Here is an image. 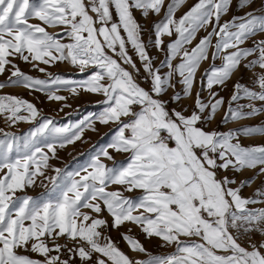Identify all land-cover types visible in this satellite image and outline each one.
I'll return each mask as SVG.
<instances>
[{
  "label": "snow or ice",
  "instance_id": "1",
  "mask_svg": "<svg viewBox=\"0 0 264 264\" xmlns=\"http://www.w3.org/2000/svg\"><path fill=\"white\" fill-rule=\"evenodd\" d=\"M184 3L0 0V74L10 73L0 82V89L23 86L44 92L49 101L67 99L56 94L61 86L73 95L78 94L77 88L102 95L103 109L94 118L104 125H116L111 141L87 166L74 172L52 168L55 175L46 176L57 147L80 140L85 128L95 131L92 118L58 128L32 103L0 95V115L8 126L39 121L22 145L14 134L0 129L4 137L0 139V264H264V207H248L264 199L240 194L255 176L264 175V145L245 147L238 139L241 135L264 136V127L240 125L223 133L207 130L225 103L214 86H225L242 64L247 70L260 69L254 81L259 91L234 83L223 119L240 121L264 112V107L251 104L248 111H243L244 106L231 107L242 98L264 102V39L255 41L253 47H241L257 32L264 33V15L247 12L220 23L233 0H198L177 19L175 12ZM251 3L237 0L236 7L242 10ZM134 10L144 18L164 10L162 19L152 25L155 39L149 41L165 52L160 62L167 68L164 73L148 54L141 38L144 29ZM49 28L60 32H49ZM208 28L211 31L195 46L187 47L198 31ZM60 33L69 42H62ZM164 37L170 42L165 43ZM128 45L140 67L129 55ZM210 48L214 49L211 59L219 58L222 64H212L203 74L201 84L206 79L209 92L205 102L199 91L193 95V89L201 62L209 60ZM17 59L32 64L47 79L23 73L14 63ZM57 62H67L82 74L89 68L92 71L77 82L40 67ZM141 69L147 87L138 82ZM176 83L182 85V94L176 92L165 101L163 96ZM185 99L192 100L191 111L182 104ZM21 110L28 115H21ZM109 149L127 154L126 162L117 164ZM101 157L113 161V166ZM257 167L254 177L233 187L237 181L230 172ZM39 177L51 185L41 182L46 192L40 198L17 195L36 186ZM110 185L118 187L109 191ZM125 192L139 195L126 196ZM255 195L264 197V191L257 188ZM105 212L111 221L103 218ZM125 223L139 227L146 238L174 245L175 251L149 256L146 261L132 260L104 234L109 228L118 231ZM121 237L130 250L146 252L133 236L121 233ZM242 239L247 247L242 246Z\"/></svg>",
  "mask_w": 264,
  "mask_h": 264
},
{
  "label": "rangeland",
  "instance_id": "2",
  "mask_svg": "<svg viewBox=\"0 0 264 264\" xmlns=\"http://www.w3.org/2000/svg\"><path fill=\"white\" fill-rule=\"evenodd\" d=\"M171 0H165V5L170 3ZM198 0H185V3L181 5L180 8L177 9L175 12V17L179 19L185 12H187ZM237 0H233V3L230 7L229 12L222 16L220 23H224L225 21L231 20L233 16H244L247 12H253L255 15H264V0H252V3L240 10L236 7ZM163 11L160 15L149 14V17L144 18L139 10H134V16L138 23L142 25L144 29L142 34V40L147 45L148 54L154 57L153 64L155 67H159L161 73L167 71V68L161 66V61L165 59V52L158 51L152 43L149 41H154V31L152 29V25L154 22H158L163 17ZM113 19L116 20L115 14L113 12ZM32 23H39V21H31ZM49 32H60L59 29H48ZM207 31H211V28L207 30L201 29L197 32L196 38L193 40L192 45H188V48L195 46L196 43L199 42V39L203 36L207 35ZM123 35V33H122ZM62 38V42H69L67 37L63 36V33H60ZM165 43L170 42L168 37H164ZM175 39V36L172 37ZM260 39H264V33L257 32L255 36L249 37L248 40L244 42L241 47H253L254 42ZM216 38L213 37L212 43L215 44ZM214 49H209V60L202 61L200 68L197 71L196 75V84L193 89V95L197 91L200 92L201 97L205 102L209 99V92L206 87V79L204 80V84H201V79L203 74L206 70H209L212 64L215 66L220 67L222 64L221 59L217 58L215 60L211 59V52ZM128 52L129 55L132 56L133 60L136 62L137 67H140L139 58L136 56L135 52L132 50L131 45H128ZM254 57H249L248 59H252ZM179 60L173 61V63H178ZM14 63L17 67L25 74L30 75L34 78L38 79H47L45 73H41L38 70L32 67V64L26 63L23 60H15ZM247 63V60L244 61ZM40 67L46 68L47 73H51L53 75H59L64 79H70L72 81H82L90 75L92 69H86L85 73H80L78 68H74L67 62H57L52 64L51 66L40 64ZM127 67V66H125ZM260 69L257 67L252 70H247L243 68V64L238 72H236L225 84V86H214L213 91L218 93L219 97H223L225 103L224 105L218 110L215 118L207 125V130H216L218 132H228L229 130L237 129L240 125L244 126H260L264 127V112H260L258 115L248 117L246 119L240 121H225L223 119L225 112L228 110V101L231 98V95L234 92L233 84L239 81L246 87L254 91H259V87L257 84L254 83L256 80V73H259ZM10 75L9 72H5L4 74H0V82H5ZM143 70L141 69V77L138 78V82L141 84L142 87H147V83L143 80ZM179 77H177V80ZM55 90V88L53 89ZM77 95H73L71 91L66 90L64 87H60L59 91H56L57 95L64 96L67 99L62 101H49L47 96L44 92L36 91V90H29L24 88L23 86H6L0 89V95H13L20 97L33 105L40 110V114L42 117L51 119L54 121L56 127H64V126H72L79 124L82 120L86 117L92 118V125L95 128V131H92L88 128H85L81 139L76 140L72 144H67L65 147L60 148L57 147L56 151V158L51 159L49 161L51 168L45 171L46 176L55 175L52 171V168H60L63 169L65 172H74L79 170L82 166H87L91 159L100 151L102 147H106L108 143L111 141L113 135L115 134L116 125L109 123L107 125L99 123L98 120L94 118V114L98 115L100 111L103 109V104L99 103L104 98L102 95L92 94L88 92H84L83 90L77 88ZM180 92L182 94V85L176 83V87L174 89H169L168 94L163 96L165 101L169 100V97L176 93ZM182 104L189 108L191 111L192 100L185 99L182 101ZM251 104L254 107L261 108L264 107V102L255 100L250 101L247 98H242L239 101H234L231 104V107L237 108L238 106H244L243 111H248L249 108L247 107ZM68 105V106H65ZM170 107H179L176 104H170ZM21 115H28L27 112L21 110ZM38 120L34 122H24L20 121L14 125L8 126L5 122L4 116L0 115V129H3L4 132L12 133L16 137L19 138V143L22 145L23 140L26 135L33 130L38 125ZM0 139H4L2 135H0ZM239 142L242 146H259L264 145V136L256 135L251 137H245L243 135L238 137ZM51 142V140L49 141ZM235 142V141H234ZM3 146L0 145V149ZM47 152V149H44ZM110 153L113 155L114 160L117 164L125 163L127 160V154L124 153H116L109 149ZM13 156L15 155V148L11 153ZM51 155V154H49ZM103 163L107 166L112 167L113 161L107 160L101 157ZM259 167L257 169H244L240 173H229L230 176H234L237 181V184L233 185L236 187L239 185V182L245 178L254 177L256 172H258ZM83 174V173H82ZM77 179L79 177H76ZM41 182L44 185H48L50 188L51 185L49 181L44 180L43 177L37 178L36 186L26 188L22 192H17L18 196L28 195L34 198H40L41 194L46 192V188L41 186ZM118 186L110 185L108 190H116ZM259 188L261 191H264V175L255 176V179L252 180L250 185H247L241 189V196L244 198H251L260 201L264 199V197H259L255 195V190ZM58 193H52V196H56ZM124 195L126 196H138L139 193H127L125 192ZM249 208H260L264 207V203H256L253 205H248ZM82 211H87V209H82ZM103 218L108 219L111 221V217L108 216L107 212L103 213ZM129 229L131 231L129 232ZM121 233H126L128 235L133 236L137 239L143 247L146 249V252H134L130 250L128 244L122 239ZM104 234L110 236L112 240L116 243L121 251L127 254L132 260H140L146 261L149 259V256H166L170 255L175 251L174 245H165L163 242L156 237L146 238L145 235L141 232L140 228L132 225L130 223H125V225L121 226L119 230L116 229H107L104 231ZM259 234L256 235L255 239L259 240ZM242 246L247 247V243L242 239L241 240ZM78 264V261H77Z\"/></svg>",
  "mask_w": 264,
  "mask_h": 264
}]
</instances>
